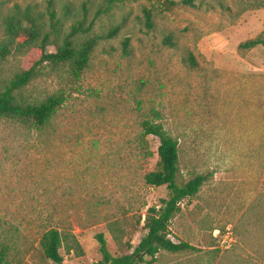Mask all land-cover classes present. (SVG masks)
<instances>
[{
  "label": "rangeland",
  "instance_id": "1",
  "mask_svg": "<svg viewBox=\"0 0 264 264\" xmlns=\"http://www.w3.org/2000/svg\"><path fill=\"white\" fill-rule=\"evenodd\" d=\"M48 1L0 0V22L17 5L40 13L48 32L53 11L60 36L80 20L90 25L87 36L115 27L118 32L98 42L81 82V91L97 90L98 97L75 93L59 113L64 134L53 141L47 165L32 143L20 154L1 152L3 145L12 150L20 142L13 128L0 123V233L15 234L14 257L20 264H54L40 254L37 237L43 225L57 220L72 225L83 251L75 256L60 249L63 264H97L99 233L112 257L138 244L146 210L167 197L164 187L143 184L131 152L136 118L130 92L143 77L144 109L158 111L165 130L178 139L179 181L195 174L206 181L181 202L169 224V238L194 250L160 251L142 264H264V46L239 48L264 39V8L235 16L241 0H193L191 7L174 0L171 10L143 0H50L49 8ZM143 7L152 10L151 29ZM166 37L170 47L163 44ZM125 38L132 51L128 60L121 58ZM47 50L54 52L52 46ZM187 53L195 68L182 64ZM37 57L36 51L8 56L0 63V87ZM56 84L44 67L29 90L42 95ZM147 140L152 170L158 143ZM71 204L64 213L60 209Z\"/></svg>",
  "mask_w": 264,
  "mask_h": 264
},
{
  "label": "trees",
  "instance_id": "2",
  "mask_svg": "<svg viewBox=\"0 0 264 264\" xmlns=\"http://www.w3.org/2000/svg\"><path fill=\"white\" fill-rule=\"evenodd\" d=\"M143 1L150 3L151 6L163 5L167 10H171L177 4L174 0ZM241 1L243 2L242 10L238 11L235 16L245 10L264 8V0ZM180 3L190 7L194 6L193 0H181ZM51 5L52 1L49 0L48 8ZM13 7V13L5 15L0 22V63L15 53L28 54L36 51L38 57L27 69L13 74L0 87V123L13 128L15 134L19 135L18 141L20 142L12 150L7 144L3 145L1 152L6 153L7 156L9 152L20 154L32 143L37 152L45 157L43 161L47 165L50 156L46 155H50L53 141L60 140L64 134L56 122L59 113L72 100L75 93L80 95L81 92H85L91 98L98 97L97 90L92 89L89 93L81 91V82L86 69L89 68L98 42L114 38L118 27L109 30L106 34L91 37L86 35L90 30V25L85 27V20H80L70 26L68 34L60 36L55 27L57 21H55L53 11L48 13L51 21V31L48 32L44 29L40 13L34 12L30 7L24 9L17 5ZM64 9L66 13L69 12L68 6H64ZM142 12L145 26L151 29L153 27L152 10L143 7ZM163 44L170 47L171 39L164 38ZM121 45V58L128 60L132 56L129 48L130 39L125 38ZM259 45L264 46V39L261 37L245 41L239 45V48L251 49ZM48 46L54 48L53 53L47 50ZM181 61L189 69L197 66L191 53L183 55ZM44 67L49 68L50 73L56 77V88L46 94L33 95L29 89L33 87L38 73ZM147 81L143 77L139 78L130 92L133 103L132 112L136 118L134 119L136 132L130 142L131 152L143 184L152 188L164 187L167 197L160 201L159 206H152L146 210L142 225L145 234L131 253L112 257L107 250L103 234H97L96 240L101 255V260L97 264H142L154 261L160 251L181 253L194 250V247L188 243H175L169 238V224L180 211L181 202L196 195L206 181V177L202 174H195L185 182L179 181L178 139L165 130L158 111L154 108L144 109L143 92L148 86ZM149 136L155 138L158 143L157 160L152 170L147 166L154 155L147 140ZM65 195L69 197L68 193ZM71 207L73 208L72 204L60 209L64 213ZM60 209L53 207L55 214L61 212ZM52 224L43 225L42 232L37 237V246L44 259L54 264H63L60 249H63L66 254L73 252L75 256L82 255V247L73 233L72 225L59 220ZM114 225V222L108 225L111 232L115 230ZM13 230L18 232L17 228ZM14 235L9 229L0 233V264H20L14 257L16 254Z\"/></svg>",
  "mask_w": 264,
  "mask_h": 264
},
{
  "label": "built area",
  "instance_id": "3",
  "mask_svg": "<svg viewBox=\"0 0 264 264\" xmlns=\"http://www.w3.org/2000/svg\"><path fill=\"white\" fill-rule=\"evenodd\" d=\"M225 238V237H224ZM222 242H224V239H223V241Z\"/></svg>",
  "mask_w": 264,
  "mask_h": 264
}]
</instances>
